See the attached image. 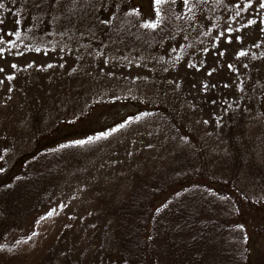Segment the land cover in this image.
Returning <instances> with one entry per match:
<instances>
[{
    "label": "trees",
    "instance_id": "trees-1",
    "mask_svg": "<svg viewBox=\"0 0 264 264\" xmlns=\"http://www.w3.org/2000/svg\"><path fill=\"white\" fill-rule=\"evenodd\" d=\"M135 1L0 0V45H68L98 60L147 58L151 64L157 53H178L190 38L196 45L208 18L220 9L219 0H189L187 6L183 0H166L160 5L158 27L150 29L142 25L158 19L153 0L148 11ZM5 2L12 23L2 11ZM134 11L140 14H129ZM177 60L167 57L162 75ZM171 106L174 113L167 102L165 112L152 107L150 118L161 120L159 125L174 135L167 143V162L154 171L128 173L129 197L117 207L104 205L107 220L100 243L87 244L79 232L65 227L36 261H30L20 241L37 216L64 194L67 173L68 180L74 179L86 159L97 161L98 151L111 145L114 133L82 145L43 149L62 121L38 120L32 110L19 123L0 116V264H248L237 198L264 201V161L252 149L247 152L250 162L215 150L200 138L198 121L181 130L176 103ZM134 121L114 131L122 132Z\"/></svg>",
    "mask_w": 264,
    "mask_h": 264
},
{
    "label": "rangeland",
    "instance_id": "rangeland-1",
    "mask_svg": "<svg viewBox=\"0 0 264 264\" xmlns=\"http://www.w3.org/2000/svg\"><path fill=\"white\" fill-rule=\"evenodd\" d=\"M150 1L136 0L135 4L148 11ZM261 2L219 0L220 9L208 18L202 40L194 45L188 39L178 53L159 52L151 64L147 58L98 60L68 45L50 49L28 41L0 45V116L19 123L32 110L38 120L51 122L55 117L64 123L41 148H62L114 133L111 145L98 151L97 161L86 159L74 179L68 180L67 173L64 194L37 216L20 241L30 261L41 258L65 227L79 232L87 244H99L107 220L104 205L116 206L129 197L128 173L154 171L167 162V143L174 135L159 125L161 120L150 119L152 107L165 112L163 103L167 102L174 113L171 103H176L174 115L181 130L198 121L200 138L215 150L250 162L247 152L252 149L264 161ZM6 3L2 11L12 23L15 19ZM242 51L246 55L240 56ZM176 56L180 60L162 75L167 57ZM133 117L136 121L128 128L114 131ZM234 143L237 151L231 149ZM237 200L243 213L248 264H264V201Z\"/></svg>",
    "mask_w": 264,
    "mask_h": 264
},
{
    "label": "snow or ice",
    "instance_id": "snow-or-ice-1",
    "mask_svg": "<svg viewBox=\"0 0 264 264\" xmlns=\"http://www.w3.org/2000/svg\"><path fill=\"white\" fill-rule=\"evenodd\" d=\"M166 2V0H153L154 6H155V15L158 18L156 21H152V22H145L143 23L142 27L144 28H150V29H156L158 27L159 24V17L161 16V9H160V5L164 4ZM173 3H175V0H172ZM183 4L185 6H187L189 4V0H183ZM260 7L264 8V0H262V2L260 3ZM131 14H135V15H139L140 13L138 11H134L133 13H129ZM103 22V21H102ZM0 23H3V21H0ZM18 23V21H17ZM253 23H255L253 21ZM9 36H11L12 34L9 33ZM0 43H3V40H0ZM0 54H2V52H0ZM240 56H244L246 55L243 51L239 53ZM12 67H16V65H12ZM229 67H232L231 65H229ZM0 71H3V69H0ZM8 79H12V77H8ZM205 88H207V85H205ZM103 135V134H102ZM85 141H77L76 144L78 145H82L84 144Z\"/></svg>",
    "mask_w": 264,
    "mask_h": 264
}]
</instances>
